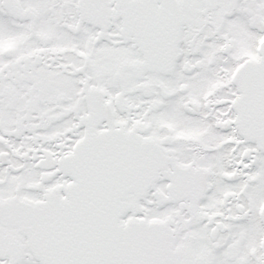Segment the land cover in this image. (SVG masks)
I'll return each mask as SVG.
<instances>
[{"label": "snow or ice", "instance_id": "6c2138e0", "mask_svg": "<svg viewBox=\"0 0 264 264\" xmlns=\"http://www.w3.org/2000/svg\"><path fill=\"white\" fill-rule=\"evenodd\" d=\"M0 264H264V0H0Z\"/></svg>", "mask_w": 264, "mask_h": 264}]
</instances>
